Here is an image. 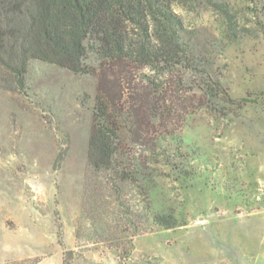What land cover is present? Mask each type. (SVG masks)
<instances>
[{
	"label": "rangeland",
	"instance_id": "rangeland-1",
	"mask_svg": "<svg viewBox=\"0 0 264 264\" xmlns=\"http://www.w3.org/2000/svg\"><path fill=\"white\" fill-rule=\"evenodd\" d=\"M216 1L242 34L228 38L203 0L175 6L197 69L162 78L161 124L139 135L121 122L130 176L118 192L87 164L94 50L89 72L31 59L23 90L0 87V264H264V0ZM143 72L131 69L138 83ZM216 80L233 103L202 96Z\"/></svg>",
	"mask_w": 264,
	"mask_h": 264
},
{
	"label": "trees",
	"instance_id": "trees-1",
	"mask_svg": "<svg viewBox=\"0 0 264 264\" xmlns=\"http://www.w3.org/2000/svg\"><path fill=\"white\" fill-rule=\"evenodd\" d=\"M198 1L0 0V87L23 90L31 59L89 72L85 59L88 50H94L99 56L98 94L87 164L95 172L105 171L118 192L115 181L123 182L130 176L127 150L120 148L122 143L131 142L124 122L132 119L127 125L129 134L137 125L139 135L142 125L148 129L161 124L171 111L170 90L162 78L170 80L177 70L197 69V56L183 37L185 27L175 6H192ZM203 1L220 16L228 38L242 34L228 2ZM135 67L152 73L143 72L138 83L131 73ZM110 82L117 86V94ZM198 89L208 100L234 102L217 80L215 85ZM247 101V97L238 100L240 106ZM150 214L157 225L170 228L178 224L172 215Z\"/></svg>",
	"mask_w": 264,
	"mask_h": 264
}]
</instances>
